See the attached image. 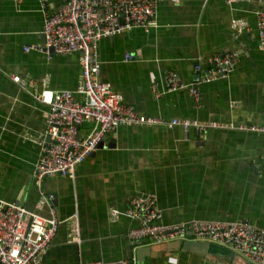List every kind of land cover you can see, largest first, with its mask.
I'll list each match as a JSON object with an SVG mask.
<instances>
[{
    "label": "crops",
    "instance_id": "crops-1",
    "mask_svg": "<svg viewBox=\"0 0 264 264\" xmlns=\"http://www.w3.org/2000/svg\"><path fill=\"white\" fill-rule=\"evenodd\" d=\"M61 4L0 0V200L45 217L49 211L42 197L56 202L62 224L41 264L134 259L136 264H230L209 252L181 249L138 263L128 233L139 221H114L111 212L125 210L132 197L152 194L166 225L223 221L264 228V134L124 126L77 168L75 178L37 181L38 137L48 109L34 96L45 88L75 91L82 77L79 53L25 52L26 46L44 45L46 13ZM262 8V0L230 6L221 0H163L149 30L136 28L100 42L101 78L146 115L264 125V49L257 32ZM234 20L248 28L235 29ZM127 54L134 57L125 60ZM225 54L237 57L235 69L203 86L197 107L189 87L211 68L210 58ZM169 71H176L183 85L173 93L166 89ZM13 75L26 81L25 89ZM93 127L85 124L82 135ZM76 218L80 245L70 239Z\"/></svg>",
    "mask_w": 264,
    "mask_h": 264
},
{
    "label": "built area",
    "instance_id": "built-area-1",
    "mask_svg": "<svg viewBox=\"0 0 264 264\" xmlns=\"http://www.w3.org/2000/svg\"><path fill=\"white\" fill-rule=\"evenodd\" d=\"M162 1L62 0L58 9L46 13L42 30L44 45L26 46L25 52L38 50L51 54L52 51L57 55L79 53L82 77L75 91L45 88L34 96L38 103L48 109L45 129L38 137L41 153L35 177L39 183L47 178H75L77 168L97 153L110 134L124 126L181 128L185 132L194 130L198 134L209 130L264 134V125L258 124L200 122L146 115L127 103L111 83L102 80L98 52L100 42L120 34H129L136 28L149 30ZM221 1L230 6L247 0ZM233 27L242 31L248 28V23L234 20ZM257 32L260 48L264 49V8L257 12ZM133 57L127 54L125 60ZM236 63L234 54L216 55L208 60L211 68L189 87L197 107L200 105L201 88L227 77L235 69ZM195 69L200 73L201 64L196 65ZM11 78L25 89L24 79L16 75ZM165 82L169 93L183 88L176 71H169ZM154 91L157 96L161 95L156 87ZM89 122L94 127L84 136L82 128ZM40 203L47 207L48 217L16 203L0 200V264H41L62 222L52 198L44 195ZM111 216L114 221L122 217L139 221L140 225L128 233L129 243L135 251L176 241L181 244L202 241L224 246L251 264H264V228L248 222L189 221L166 225L157 198L152 194L132 197L125 210L114 209ZM70 239L81 244L78 218L73 221ZM76 264H136V259Z\"/></svg>",
    "mask_w": 264,
    "mask_h": 264
},
{
    "label": "water",
    "instance_id": "water-1",
    "mask_svg": "<svg viewBox=\"0 0 264 264\" xmlns=\"http://www.w3.org/2000/svg\"><path fill=\"white\" fill-rule=\"evenodd\" d=\"M264 3V0H262ZM51 54L52 51L50 52ZM49 139V138H48ZM107 138L104 140V142L100 145V149L104 148V143L106 142ZM109 146V147H114ZM54 205L56 202H54ZM183 250L185 252H196V253H212L214 256H219L228 259V262L230 264H251L247 262L245 259L238 256L234 251L231 250V253L229 251H226L227 249L224 246L208 243V242H202V241H192V242H185L181 244L180 242H172L168 244H162V245H156V246H150V247H143L139 248L136 252V257L138 263H142L145 258L149 257H156L158 254H165L169 252H174L175 250ZM229 252V254H228Z\"/></svg>",
    "mask_w": 264,
    "mask_h": 264
}]
</instances>
